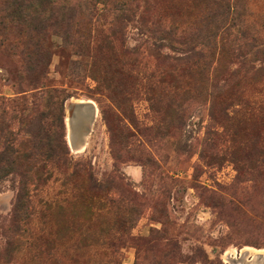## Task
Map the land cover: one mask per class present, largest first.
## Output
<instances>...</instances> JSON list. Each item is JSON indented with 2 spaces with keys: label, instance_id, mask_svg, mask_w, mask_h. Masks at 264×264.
Returning a JSON list of instances; mask_svg holds the SVG:
<instances>
[{
  "label": "rangeland",
  "instance_id": "374dc122",
  "mask_svg": "<svg viewBox=\"0 0 264 264\" xmlns=\"http://www.w3.org/2000/svg\"><path fill=\"white\" fill-rule=\"evenodd\" d=\"M61 2L0 0V95L33 93L38 82L33 68L41 66L46 71L43 84L65 88L68 94L66 140L73 160L86 165L98 182L107 180L104 193L115 200L85 221L74 205L76 179L57 171L34 189L35 206L14 223L20 176H4L0 264H264V257H256L264 254V182L251 169L257 154L264 171V141L238 145L228 135L237 129L245 139L261 135L264 140V112L256 122L229 123L231 131L223 140L212 133L224 131L223 109L230 115L241 109L236 101L223 104V95L245 90L246 97L264 99V71L248 73L251 78H242V71L225 91L204 95V77L217 82L213 67L226 61H220L222 48L249 52L250 64H264V52L251 53V48L264 51V0L66 1L83 13L71 22L74 27L66 21L67 40L58 17L67 12ZM123 13L129 17L122 18ZM159 21L176 26L189 42L170 44L164 53L182 55L186 48H202L215 34L218 42L204 77L189 72L163 96L149 90L143 77L156 62L147 39L156 34L151 28ZM114 29L120 32L115 48H100L99 38ZM252 37L259 38L256 45L245 46ZM236 61L232 68H237ZM130 70L134 77L126 74ZM175 85L190 93L175 95ZM79 103L94 104L97 112L90 132L74 147L68 118L70 107ZM105 106L110 107L107 120L101 112ZM86 124L85 118L78 130ZM240 161L244 169L238 174ZM85 188L86 196L95 193ZM132 191L139 196L135 204L127 199ZM52 199L56 204L46 209L43 203ZM134 205L139 217L124 220ZM17 224L21 234L14 236ZM112 239L117 245L108 249Z\"/></svg>",
  "mask_w": 264,
  "mask_h": 264
},
{
  "label": "trees",
  "instance_id": "16d2710c",
  "mask_svg": "<svg viewBox=\"0 0 264 264\" xmlns=\"http://www.w3.org/2000/svg\"><path fill=\"white\" fill-rule=\"evenodd\" d=\"M19 1L24 2L28 0ZM66 1L71 0H62L64 3L61 2L63 4L61 8H65L67 12L58 14V17H60L64 24L62 26L64 30L61 32L64 40L65 38L67 40V36L69 38L70 33L65 30L66 21H68L67 25L74 27V24L71 23L73 19L83 14L73 2H67L68 5L66 6ZM126 10L128 12L130 11L127 7ZM122 15V18L129 17L124 13ZM116 20L120 23L118 16ZM119 23L118 27L120 28ZM114 28H117V24L114 25ZM177 30L176 26L171 25L170 27H165L159 21V25L151 28V32L156 34L150 37L147 35V41L150 43V47L155 50L156 62L152 68L145 70L148 72L143 77L150 82L148 84L149 90L153 91L154 94L158 92L160 96L166 93L167 87L171 83L180 82L179 78L189 72H197L204 77L206 71L208 73V70L213 66L209 58L212 59L216 55L214 49L218 43L216 41V34L211 35L209 39L207 37L202 48L194 46L186 48L185 54L182 55L164 53L162 49L169 47L170 44L189 45L187 39L179 34ZM118 33L120 32H116L114 29L111 32L103 34L99 38L100 48H115V39H119L120 37ZM258 39V37H252L251 42H246L245 46H255ZM219 41H221V37ZM83 44V42L78 43L79 47H82ZM237 49L229 48V50L225 51L222 48V55L219 52V55H221L220 61L222 59H226V61L222 63L218 60V66L213 67V70L216 72L214 78L217 79V82H210L209 78L204 77L206 87L203 90L206 97L218 95L219 92L225 91L230 86L231 78L238 77V74L242 71L245 73L242 74V78H251L252 75L248 74L250 72L256 74L264 71V64L259 67L250 64V61H248L251 57L248 55L249 52L242 53L239 50L237 52L233 51ZM251 49H254L251 52L254 56H258L264 52L261 48ZM236 59L238 66L237 68H232L231 65ZM35 68L38 82H35L37 86L34 87L35 91L33 93L30 95L19 94L14 97L0 95V180L11 173H17L20 176V184L14 204V223L21 222L24 213L29 208L35 206L32 204V198L35 195L33 193L34 189L38 188L40 184L46 183L57 171L64 174L65 178L71 179L73 182L76 179L78 186H76L77 183L74 184L77 190L74 205L78 208V217L88 221L94 216L96 209H102L106 202L110 201L112 203L115 199L106 194V192L104 193V189L109 186L107 180L102 183L98 182L86 165L80 161L75 162L73 160L69 144L66 140L65 103L68 99V94L65 88L46 87L43 84L46 71L44 73V69L41 66H35L33 69ZM223 71H225V74L222 77L221 73ZM126 74L129 77L130 75L134 77L133 71L131 74ZM135 76L138 78L139 74L135 73ZM243 91L245 90L240 91L239 94L234 92L231 95L222 96L223 104L227 103L232 105L230 102L236 101L235 104L237 103V106L240 105L239 107L241 109L234 110L231 115L228 108L223 109V111L227 110L225 114L223 113L224 117H221L224 131H212L213 135L220 140H223L224 137L226 138L225 135L227 132L231 131L229 130V125H234V123L239 125L241 122H256L263 115L264 99L246 97ZM173 92L175 95L190 93L189 89L180 85L173 86ZM109 110L110 107L108 106L101 108L105 120H107ZM239 111H241L240 116H236V113ZM211 115L215 118V115ZM231 132L228 133L229 139L238 145H243L248 142H251L253 145H259L261 141H264L261 135H255L253 138L245 139L237 129ZM252 161L254 162L251 167L252 173L261 176L264 182V171L259 168L260 157L256 154ZM243 167L244 163L240 161L237 166L238 174L242 173ZM84 185L87 186V190L94 191V195L86 196V188ZM100 192H103V194L99 195ZM138 198V194L133 191L129 192L127 196V199L134 204L138 201ZM119 199L123 200L122 198ZM56 202L54 199L46 200L43 206L48 209L52 204H56ZM229 203L231 205L234 204L232 201H229ZM137 211L136 205H134L129 211V215L122 218L124 220L137 219L140 214ZM19 229L20 226L17 224L12 232L14 236L21 234ZM112 241L114 239L109 241L110 246H108V249H111L112 245H117ZM8 243L13 244L15 240L8 241Z\"/></svg>",
  "mask_w": 264,
  "mask_h": 264
},
{
  "label": "water",
  "instance_id": "95a60500",
  "mask_svg": "<svg viewBox=\"0 0 264 264\" xmlns=\"http://www.w3.org/2000/svg\"><path fill=\"white\" fill-rule=\"evenodd\" d=\"M70 108L72 109V113L68 118V125L70 128V142L72 146L76 147L78 139L90 132V126L95 120L97 110L94 104L91 103L73 104V106ZM83 114H85L87 124L85 125V128L83 129L80 136H76V125Z\"/></svg>",
  "mask_w": 264,
  "mask_h": 264
},
{
  "label": "bare ground",
  "instance_id": "6f19581e",
  "mask_svg": "<svg viewBox=\"0 0 264 264\" xmlns=\"http://www.w3.org/2000/svg\"><path fill=\"white\" fill-rule=\"evenodd\" d=\"M84 120H85V114L82 115V117L80 118V120L78 121V123H77V125H76V134H77V136L82 132L83 128H85V127H83V128L80 127V128H82V129H81L80 131L78 130V127H79L81 121H84ZM247 248H248V247H247ZM249 248H251V247H249ZM253 250H254V252H256V251H257V252H261V251H263L264 249H263V250H260V249L257 250V249H254V248H253ZM256 257H264V254H258V253H257Z\"/></svg>",
  "mask_w": 264,
  "mask_h": 264
}]
</instances>
